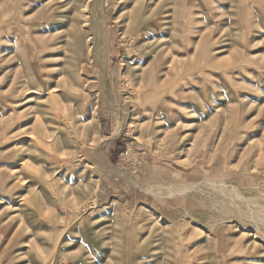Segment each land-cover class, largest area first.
Here are the masks:
<instances>
[{
    "label": "rangeland",
    "instance_id": "obj_1",
    "mask_svg": "<svg viewBox=\"0 0 264 264\" xmlns=\"http://www.w3.org/2000/svg\"><path fill=\"white\" fill-rule=\"evenodd\" d=\"M0 264H264V0H0Z\"/></svg>",
    "mask_w": 264,
    "mask_h": 264
},
{
    "label": "bare ground",
    "instance_id": "obj_2",
    "mask_svg": "<svg viewBox=\"0 0 264 264\" xmlns=\"http://www.w3.org/2000/svg\"><path fill=\"white\" fill-rule=\"evenodd\" d=\"M120 130H121V127H120L119 123L114 122L113 127H112L113 137L117 136L118 133L120 132Z\"/></svg>",
    "mask_w": 264,
    "mask_h": 264
}]
</instances>
